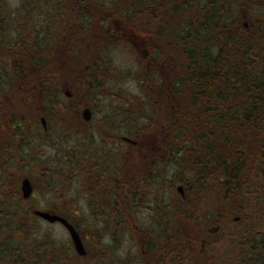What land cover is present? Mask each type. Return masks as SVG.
<instances>
[{
    "label": "rangeland",
    "instance_id": "374dc122",
    "mask_svg": "<svg viewBox=\"0 0 264 264\" xmlns=\"http://www.w3.org/2000/svg\"><path fill=\"white\" fill-rule=\"evenodd\" d=\"M133 1L0 0V17H8L1 20L0 26L1 31L3 29V33L5 32L0 41L3 39L7 42L0 49V68L3 70L1 66L8 67L10 62L13 63V58L22 57L16 56L18 49H12L16 39L27 43L24 47L27 50L34 46V42L42 43L43 41L44 45H48V41L51 40L54 44V51L58 49L57 52H60L70 49L72 42L75 41L74 37L79 35V29H85L86 25H93L95 29L101 27L111 33L115 32L113 35L116 37L107 40L110 41L109 52L104 55L100 54L98 57L99 60L108 63V66L102 70H98L95 65L89 67V70L96 75L93 83L91 82L94 88L78 78L86 72H73L69 70L71 67L64 65L53 66L58 70L53 72L57 73L55 77L35 69L31 73H34L37 78H50L51 90H56L62 97L61 101L64 102L60 105L55 102L58 104L55 107L56 110L65 111L67 115L71 111L82 113L85 106L88 105L96 113L94 116L96 121L102 117L101 113L118 112L119 117L115 119H119V123L125 125L126 133L132 132L133 129H143L140 136L144 143H147L144 152L148 150L149 146V151L151 148L154 150V147L162 148L171 134V131H168L173 120L171 83L175 80L172 68L166 69L163 66L165 77H167L165 86L159 87L158 82L154 83L158 86L154 91L156 95L155 93L153 96L148 95L149 92L151 94L153 92L147 83L153 82L149 73L152 74L157 68L150 64L154 57L149 55L148 50L152 51L154 47V49L159 48L164 51L165 42L157 37L152 39L150 35L153 36L156 32L146 37H142V33L137 34V30L133 29V26L136 25L138 19L131 20L130 28L132 29L127 25H122L121 21L117 19L114 6L119 2L126 3L128 5L124 8L126 13L129 11V6L134 3ZM167 1L170 0H161V3L157 4L158 8L152 10L161 16L158 28L163 29L164 24L171 20L164 7ZM249 10L246 12L247 21H255V19H259V16L264 18V0H251ZM130 17L132 18L133 14ZM149 24L151 25L148 23V26ZM55 45L58 46L55 47ZM104 46L105 44L102 47ZM21 47L19 49H22ZM65 59H69V57L57 56L54 58L58 62ZM178 73L180 76L183 75L182 70ZM2 82L6 84L5 79ZM30 83L24 86V91L18 93L20 95L21 92H30L29 95L21 97L24 101H17L14 96V92L19 86L0 90V148L3 149L0 154V177L13 172L12 176L14 177L7 181L10 183L9 186L19 183L20 191L21 181L24 177L29 176L34 186L31 200L12 207L16 204L12 199L9 206L3 207L7 214H0V224L6 223L5 226L8 224L7 226L11 230L0 232V261L5 262L7 256L5 250L8 247L12 253L16 251L15 256L18 260L19 255L26 247L36 249L38 244L44 242L51 244L47 251H51V256L55 259L56 264H140L141 260H144L145 264H173L172 257L167 260L160 255V253L164 255L173 248H179L182 253L189 250V264H255L254 259H238L237 247L229 244L227 240L233 232H241L246 226H264V188L253 187L252 182L251 188L247 192L249 200H245L248 201L246 207L242 205L245 204L242 199L241 201L225 199L226 195L221 193L222 207L217 209V198L220 192L216 189V184H211L213 189L209 190L207 194L204 193V196L201 194L203 198H200V201L196 199L195 195H191L190 199L185 200L188 204V211L191 209L193 214L187 216V205L185 206L182 197L176 194V187L183 178V168L179 170L173 162V164L169 163L165 166L156 165L157 169L151 175L154 178H149L142 185L140 191L145 192V196L140 197L143 199H139V203L136 202L137 208L130 206L124 208L123 203L122 207L114 209L111 207L113 200L116 199L118 203H122L117 200L119 195L113 193V200L108 203L109 199L104 198V193L98 192L101 190L100 186H97L98 182L88 177L85 171L86 167L74 165V167H79L74 168L65 163L63 165L59 163V158L67 154L66 149L70 146L76 147L71 155L80 156L78 154L80 152L82 155H86V159L93 157L94 154L91 152L95 151L96 146L102 143V136L98 132L90 133L94 130L93 125L81 124L73 119L71 121L72 129L69 130L67 126H59L54 121L53 124H50L52 126L47 133L29 131L28 135L23 134L19 137L13 134V130L10 128L11 124H9L10 118L17 114L22 116L21 109L14 106V103L23 106L27 104L25 101H28L29 97H33L35 101L39 100L37 105H33L34 108H39L41 113L49 112L46 110L47 107L40 103L42 89L37 88L35 83ZM52 92L54 91L52 90ZM65 92L71 93L73 98L66 99ZM122 119L125 120V123ZM115 121L117 123V120ZM23 123L30 124L27 120ZM125 147L127 148V145ZM109 150L113 152L112 156L115 155L113 160L115 163L113 164L111 159L108 170L112 169L114 178L118 180L116 171L119 168L116 161L120 156L112 143ZM139 156H143L142 151ZM248 161V159L244 160V162ZM147 164H150L148 160L138 161L133 153L127 152L125 157L121 158L120 172H126L128 180L136 181L135 169L140 168V165L146 166ZM255 171L256 169L247 164L242 168L240 174L249 181ZM111 186L116 185L111 184ZM10 192H14V188ZM90 192L97 197L102 194L103 199H98L100 203L94 195L91 197L92 200L90 199ZM62 196L67 197L64 199L65 202H63ZM31 207L32 210H51L60 207L66 212L87 211L88 215L86 216L79 213L73 217L70 215V217L78 225L87 242L90 252L88 257H80L74 253L70 235L59 223L51 224L39 217L38 220L33 219L31 228L26 230L27 226H24L23 229L18 228L21 218L18 222H11L13 220L8 217L14 212L25 213V210ZM104 207L107 208L104 210ZM8 218L9 221L6 222ZM203 218L207 219L206 223L211 226L221 224V231L215 233L213 230H207L211 229L210 226L202 227L201 223L205 221H199ZM236 219L238 220L236 221ZM140 228L144 230L141 234L139 233ZM15 234L30 237L31 244H22L21 241L14 238ZM174 243L178 246H175ZM22 245H24L23 249L20 248ZM146 245H150L151 250H147ZM45 248L44 253H46ZM11 258V256L8 257L9 260Z\"/></svg>",
    "mask_w": 264,
    "mask_h": 264
},
{
    "label": "trees",
    "instance_id": "16d2710c",
    "mask_svg": "<svg viewBox=\"0 0 264 264\" xmlns=\"http://www.w3.org/2000/svg\"><path fill=\"white\" fill-rule=\"evenodd\" d=\"M133 2L126 13L124 8L128 5L119 2L118 5L114 6L115 16L118 17L117 19L121 21L122 25H127L129 28L132 26L131 20L138 19L136 25L133 26V29L137 30V34L142 33L141 36L146 37L156 32L157 34L150 35L152 39L157 37L165 42L164 51L159 50V48L156 50L154 47L152 51L148 50L149 55L154 57L150 64L157 68L152 74L149 73L153 82L147 83L153 91L152 94L149 92L148 95L153 96L158 86H165L167 77H165L164 67L166 69L172 68L175 81L171 83L173 120L170 123V129H168L171 134H169L166 143H162V148L154 147L152 151L154 154L152 153L150 157L145 158L150 164L140 165V168L135 169L136 181L128 180L126 172H120L122 156L125 157L127 152L133 153L136 160L144 162L143 156L140 157L138 153L130 149L120 151L118 147L122 144L121 140L119 142L113 141V136L110 135L119 132L123 135L130 133L129 136H131L135 130L126 133L125 125L119 124V119H115L119 117L118 112L105 113L98 121H105L108 124L107 132H109L111 139L106 132L101 130L106 128L105 125L101 129L93 127L94 130L90 133L98 132L102 136V143L96 146L95 151L91 154L97 156L102 153L107 154L108 166L111 159L114 164L115 155L112 156L113 152L109 148L111 143L115 144L114 146L120 156L116 161L119 168L116 171L118 180L114 178L112 169L105 171L104 178H95V181L98 182L97 186H100L99 189H101L97 191L104 193V198L109 199L108 203L113 200V193L119 195L117 200L122 201V203H118L116 199L113 200L111 207L114 209H119L123 203L124 208L129 206L137 208L136 202L139 203V199H143L140 197L145 196V192L140 191L142 185L149 178H154L151 175L156 171V165L165 166L175 162L179 170L183 168V178L179 184L186 189L189 196L195 195L198 201L203 198L201 194L204 196V193L207 194L209 190L213 189L211 186L214 184L220 192L217 198V209L222 207L221 193L226 195L225 199L249 200V193L247 192L250 190L252 182L253 187L264 188V18L259 16V19L246 23V12L250 11L251 0H170L166 2L164 7L167 9L166 12H168L171 20L165 23L162 29L158 28L161 16L152 11L158 8L157 4H160L161 0H134ZM131 14H133L132 18L130 17ZM3 18L7 19L8 17H0V26ZM148 23L151 25L148 26ZM157 29L159 31H156ZM78 33L79 35L74 37L75 41L72 42L70 49L60 52H57L58 49L54 51V44L51 40L48 41L50 45H44L43 41L42 43L34 42V46L30 50L24 49L27 43L19 39L14 40L12 49H18L16 56L22 57L17 58V64L12 63L8 67L1 66L3 70L0 68V90L19 86L18 89L21 88V90L17 89L14 96L17 101H24L21 97L30 92H21L19 95V91H24V86L30 82L35 83L37 88L42 89L40 103L49 111L41 113L39 108H34L33 105H37L39 100L35 101L33 97H29V100L25 101L27 104L23 106L14 103V106L21 109L22 114V116L17 114L10 118V128L15 136L28 135L29 131L47 133L52 126L50 124H53L54 121L59 126H67L71 130V121L73 119L78 121L77 117L72 115L78 111H71L67 115L65 111L56 110L55 107L64 102L61 101L62 97L56 90L52 89L54 91L52 92L50 78H37L34 73V75L31 73L35 69L55 77L57 73L53 72L58 70L53 66L64 65L71 67L69 70L73 72H86L78 78L94 88L91 82L93 83L96 75L89 70V67L95 65L98 70H102L108 66V63L99 60L98 57L100 54L104 55L109 52L110 41L107 40L111 37L115 38L116 36L113 35L115 32L111 33V31L101 27L95 29L93 25H86L85 29L80 28ZM2 35H5V32L3 33V29L2 31L0 29V38ZM82 38L84 41L81 40ZM6 43L1 39L0 49ZM104 44L105 46L102 47ZM20 46L22 49H19ZM57 56H67L69 59L58 62L54 60ZM181 70L183 75L180 76L178 72ZM75 76L77 77L76 74ZM3 79H5L6 84L2 82ZM157 82L158 86L154 85ZM42 115L46 116L47 130L43 129L40 122ZM25 120L29 121L30 124L23 123ZM123 122L125 123V120ZM142 130L141 128L136 129L137 132L135 133V137L138 134L141 141H143L140 136ZM115 142L119 146H116ZM145 145L141 150L143 155H146L145 152H150V146L147 151L143 152L146 148ZM2 150L0 148V154ZM74 150H76L75 146L68 147L66 149L67 154L59 158V163L62 165L65 163L71 167L74 165L83 167L86 162H90L89 159H86V155H82L80 152H78L80 156L71 155ZM245 159L249 161L244 162ZM68 163L72 164L69 165ZM247 164L256 169L253 178L251 177L249 181L240 174L242 168ZM84 167H86L85 171L88 175L93 166L89 163L88 167ZM12 174L13 172H9L6 176L0 177L1 215L7 214L3 207L9 206L10 200L13 199L15 201L13 202L16 203L12 207L31 200V198L26 200L22 197V192L18 187L19 183L9 186L10 183L7 180L14 177ZM111 184L116 186L112 187ZM12 188H14V192H10ZM102 190L104 191L102 192ZM176 194L180 195L178 192ZM11 195L14 196L11 197ZM93 195L96 196L92 193L89 196L91 200ZM101 195L96 196L97 201L102 198ZM127 196L128 198H126ZM180 197L182 196L180 195ZM62 199L65 202L64 199L67 197L62 196ZM182 200L185 206L187 205V216L193 215L191 209L188 211L186 199L184 200L182 197ZM244 203L242 205L246 207L248 201ZM94 209L97 210V208ZM68 213L72 217L79 213L83 216L88 215L87 211L72 210ZM8 217L13 220L11 222H18L21 218L18 228L23 229L24 226H27L26 230L31 228L33 219H39L33 213L32 207L25 210V213L14 212ZM206 220L203 218L199 221H205L201 223L203 224L202 227L210 226L211 229L207 230H213L215 233L221 231V224L211 226L206 223ZM5 224H0V232L11 230L7 226L8 224L6 226ZM244 228L241 232H233L227 242L237 247L238 259L250 258L254 259L255 264H264V226L251 225ZM18 231L21 232L20 229ZM143 232L144 230L140 228L139 233ZM14 238L21 241L22 244L28 243L27 245H30L32 242L30 237L22 234H15ZM214 241L216 242V240ZM49 245L51 244L43 242L38 244L36 249L26 247L23 253L19 255L18 260L15 256L16 251L12 253L8 247L5 250V254H7L5 262L0 261V264H31L32 262L35 264H56L55 259L51 256V251H47ZM147 245L146 249L148 250L150 245ZM174 245L178 246L175 243ZM23 247L24 245L20 248L23 249ZM44 248L46 253L43 251ZM2 253L4 254V252ZM180 253L182 252L179 248H173L164 255L161 253L160 255L167 260L172 257L173 264H189V250L181 255ZM9 256L12 257L10 260L8 259ZM140 264H145L144 260H141Z\"/></svg>",
    "mask_w": 264,
    "mask_h": 264
},
{
    "label": "flooded vegetation",
    "instance_id": "af4514ba",
    "mask_svg": "<svg viewBox=\"0 0 264 264\" xmlns=\"http://www.w3.org/2000/svg\"><path fill=\"white\" fill-rule=\"evenodd\" d=\"M82 41H84V39L82 38L81 39ZM76 45H77V43H76ZM16 63V62H15ZM102 114V117L105 115V113H101ZM58 115H60V114H58ZM72 115H75L76 117L78 116V121L80 122V123H84V124H86V125H93L95 128H102V126L103 125H105V127L106 128H102L101 130L103 131V132H106L107 134H108V136H109V132H107V123L105 122V121H103V122H101V121H96V119L94 118V116L96 115V113H94V112H92V117H91V119L90 120H88V121H84V120H82V113H80V112H76V113H73ZM44 117L46 118V116L44 115ZM101 117V118H102ZM47 123V127H48V122H46ZM120 124V123H119ZM101 131V132H102ZM137 132V131H136ZM136 132H134L132 135H131V137H132V140H133V143L132 142H125L124 141V139L122 138V137H124V135L123 134H120L119 132H115V134L114 133H111V135L110 136H113V141H116V142H119V140H121V142H122V144L120 145V147H118V148H120V151H123V150H126V147H125V145L124 144H127V146H128V149H130V150H134V152L135 153H138L139 155L141 154V150H142V147L145 145L144 143H143V141H141L140 140V138H139V135L137 134V136L135 137V133ZM110 136H109V138H110ZM111 139V138H110ZM108 140V139H107ZM115 142V143H116ZM115 145V144H114ZM116 146H119V145H117V143H116ZM153 148H151V150H150V152L149 153H147L146 155H143V158L145 159V158H148V157H150L151 155H152V153L154 154V152H152L153 150H152ZM119 151V152H120ZM107 154H100L99 156H94L93 155V157H91L90 159H89V163H90V165L91 166H93V167H91V169H90V172H88L89 174H88V177L92 180V179H95V178H97V177H101V178H104V176L106 175H104V173H105V171H108V163H109V161L107 160ZM89 163H85V165L84 166H89ZM101 166V167H100ZM183 195H184V197L186 198V199H190V196L188 195V193H186V189L184 190V193H183ZM107 208V207H106ZM105 207H104V210L106 209ZM52 210H55L56 212H58V213H60V214H62V215H64V216H69V213L68 212H66V211H63L60 207H57V208H54V209H52ZM71 222H73V224L75 225V222L71 219ZM75 227L77 228V226L75 225ZM77 230L78 231H80L81 232V230L80 229H78L77 228ZM81 236H82V234H81ZM82 239H83V242H84V245H85V248H86V250H87V255H86V257L89 255V247H88V245H87V242L84 240V238H83V236H82Z\"/></svg>",
    "mask_w": 264,
    "mask_h": 264
},
{
    "label": "water",
    "instance_id": "95a60500",
    "mask_svg": "<svg viewBox=\"0 0 264 264\" xmlns=\"http://www.w3.org/2000/svg\"><path fill=\"white\" fill-rule=\"evenodd\" d=\"M84 118L86 120L90 119V115H91V110L90 108H85L84 109ZM128 140V139H126ZM179 190H181V187H179ZM33 188H32V184L29 178H24L22 181V192H23V196L25 198L30 197V195L32 194ZM36 215H39L40 217L44 218L45 220L54 223V222H61L63 225L66 226V228L69 230L72 240L75 244V247L78 251L79 254L84 255L86 253L85 247L83 245L82 239L78 233V231L75 229V227L73 226V224H71L66 218L49 212V211H43V210H35L34 211Z\"/></svg>",
    "mask_w": 264,
    "mask_h": 264
}]
</instances>
